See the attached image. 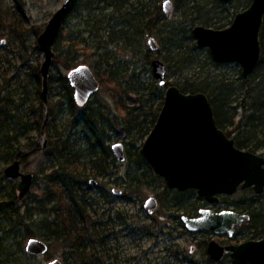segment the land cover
<instances>
[{
  "label": "rangeland",
  "instance_id": "obj_1",
  "mask_svg": "<svg viewBox=\"0 0 264 264\" xmlns=\"http://www.w3.org/2000/svg\"><path fill=\"white\" fill-rule=\"evenodd\" d=\"M164 1L155 0L161 6ZM171 1L173 4L171 17L167 18L163 12L164 17L158 20L157 26L161 31H167L172 26L186 27L192 33V27L182 24L183 11H177L175 0ZM187 1L181 0L180 4ZM64 2L65 0H0V94L11 95L16 100V104L20 105L19 113L24 116H21L23 122L28 124L27 130L30 129L32 132L31 138L26 139L22 136V142L27 146L30 144L29 147L38 144L40 146L44 144L45 147L47 144L45 129L38 133L36 129L34 130L36 126H32L37 118V113L34 112L37 105V75L40 76L42 83L40 67L45 59L44 52L39 48L38 38ZM251 2L252 0H233L224 3L219 0L209 6L208 14H201L196 25H203L201 23L206 20L208 25L204 26L209 28L229 27L236 14L247 9ZM193 13L197 14V12ZM123 21L122 14L119 15L116 8L104 2L76 0L72 6L54 48L55 56L49 74V76L54 75V89L52 92L48 89L47 92V104L58 100L63 103V110L61 109L56 120L59 128H64L68 123L71 109L70 101L68 104L66 93L60 85V79H67L70 71L81 65L89 66L96 75L95 63L99 61L101 55L110 56L123 71L124 85L133 90V98L139 95L140 98L145 99L150 94L153 84H159L153 76L150 62L161 59L165 64L167 63L164 59L165 46L163 48L160 42L161 35L136 32V24L130 25L132 29H129ZM263 28L264 23L262 31ZM124 30L125 36L122 32ZM97 33L99 36L96 35ZM151 38L155 39L156 49H152L149 44ZM193 41L196 43L194 37ZM195 56L198 67L196 66L192 73L197 77L209 75L216 79L224 77L240 82L248 80L254 73L244 78L241 64L215 62L208 47L198 46ZM69 58L72 59L70 66ZM188 73L181 76L179 72H175V68H170L167 70L166 81L172 83V86L178 85ZM259 75L264 77V63ZM96 94L90 101L97 100ZM101 95L110 102L113 101L105 91H102ZM47 104L44 106L46 107ZM135 108L143 110L144 107L136 105ZM46 115L47 112L45 117ZM237 115L239 120L241 113ZM117 142L122 141L115 136L109 144L112 146ZM29 147H25L28 154L21 168L24 173L33 174L34 181L29 193L23 199L18 197L19 180H8L3 176L4 169L12 162H0V205L8 208L11 201H16L14 208L19 209L24 217V224H21L17 218L6 219L5 216H0V264H48L56 259L64 264H69L71 259L72 264L74 262L69 254L68 244L54 235L49 226L42 227L43 221L52 220L54 215L39 213L36 209L42 206L41 196L44 188L47 187L46 178L54 167L43 154L31 153ZM136 152L134 151L132 158H128L125 162L118 161L113 155L110 159L111 172L106 176L90 178V182L83 185L88 196L96 200L95 207L101 213H105V220L109 221L113 231V241L107 248H110L111 254L117 255V258L112 256L106 260L101 257L102 264H190L183 259L185 255L197 263L205 264V253L210 240L215 239L226 246L239 244L250 234L249 229L243 228L246 223L237 228L238 239L229 238L227 235H216L209 231L193 233L186 230L181 217H197L199 210L203 208L216 212L223 210L241 212L251 199L262 207L264 193L256 194L252 188H239L233 195L220 196V202L215 204L201 198L196 190H192L194 193L191 195L184 192L177 194V190H166L155 180V172L148 168L150 165L138 161ZM257 153L262 154V151ZM138 176L145 181L149 180V185H141V193L132 194L127 187L130 186L129 182H133L135 186ZM151 197L158 202V207L152 213L145 208L147 200ZM52 206L53 203L46 205L45 208L50 209ZM196 206L198 209H195ZM25 225L32 227L37 234L34 237L48 243L49 251L45 255H31L27 258L23 254V251L26 252V243L29 239L25 237ZM178 248L182 252L177 256ZM221 262L232 264L230 253L216 264Z\"/></svg>",
  "mask_w": 264,
  "mask_h": 264
},
{
  "label": "trees",
  "instance_id": "obj_2",
  "mask_svg": "<svg viewBox=\"0 0 264 264\" xmlns=\"http://www.w3.org/2000/svg\"><path fill=\"white\" fill-rule=\"evenodd\" d=\"M95 1L116 8L119 15L122 14L123 22L129 29H132L130 25L136 24V32L161 35V46L163 48L165 46L166 50L164 59L167 62V70L175 68V72H179L181 76L189 72L178 85L174 86L184 93L206 94L213 106L218 127L228 137L234 139L236 146L253 153L262 151L264 155V77L259 75L264 63V28L260 34L263 55L261 54L258 67L248 80L238 82L224 77L216 79L209 75L197 77L192 73V70L198 67L195 56L198 46L193 41L192 33L189 28L177 26L161 31L157 22L164 17L163 9L155 0ZM180 2L181 0H175L176 10L183 11L182 24L194 28L201 14H208L209 6L219 0H188L182 4ZM193 12H197L198 15ZM201 24L208 25V21L204 20ZM124 31L122 32L125 36L126 31ZM96 35L99 36L98 33ZM71 61L72 59L69 58V66ZM95 67L101 89L96 94L97 100L90 101L84 107H79L75 103L68 79H60V85L66 93L68 104L70 101L71 108L68 123L64 128H59L56 124L57 117L63 110L62 101H51L46 107L44 106L41 96L43 81L41 83L40 76L37 75V105L34 108L37 118L32 126L35 125L34 130L41 133L47 112L45 147L44 144L29 147L30 144L27 146L22 142V136L26 139L31 138L32 132L30 129L27 130L28 124L23 122L24 116L19 113L20 105L16 104V100L11 95L0 94V162L11 163L20 160L24 163L28 154L25 147H29L31 153L43 154L51 161L54 169L49 171L46 178L47 187L44 188L41 196L42 206L36 209L39 213L54 215L52 220H44L42 227L49 226L54 235L68 244L69 254L74 262L72 264H102L101 257L107 260L114 256L111 254V249L107 248L113 241L110 223L105 220V213H101L95 207L96 200L88 196L83 185L90 182V178L106 176L111 172L110 159L113 153L109 142L115 136L125 143L127 159L132 158L134 151H137L138 161L149 165L141 149L163 107L164 91L173 85L169 82L165 86L153 84L150 94L145 99L140 98L139 95L133 98V90L124 85L123 71L110 56L101 55ZM53 78L54 75L49 76L48 89H51V92L55 83ZM102 91L108 93L113 101L105 99L101 95ZM136 105H142L143 110L135 108ZM237 113H241L239 120ZM82 146L85 148L82 149ZM148 168L152 170L150 166ZM155 180L166 190L168 189L163 178L156 175ZM136 181L135 186L133 182H129L130 186L127 187L132 194H140L141 185H149V180L145 181L140 176ZM176 193L181 194L180 191ZM185 193L191 195L194 192L187 190L184 191ZM15 202L11 201L8 208L0 205V216L3 215L6 219L17 218L21 224H24L20 210L14 208ZM52 203L50 209L45 208ZM261 205L262 207H259L251 199L240 212L249 214L251 218L243 227L249 229L250 234L241 240V243L264 238V202ZM195 209H198L197 206ZM25 226V237L36 238L34 236L37 234L32 227ZM238 235L239 231L236 229L232 239H238L236 238ZM181 252L178 248L177 256ZM23 254L27 258L31 257L25 251ZM205 256V264H216L209 258L208 253H205ZM114 257L117 258V255ZM183 259L190 264H200L192 258H187L186 255ZM70 260L69 264H71Z\"/></svg>",
  "mask_w": 264,
  "mask_h": 264
},
{
  "label": "water",
  "instance_id": "obj_3",
  "mask_svg": "<svg viewBox=\"0 0 264 264\" xmlns=\"http://www.w3.org/2000/svg\"><path fill=\"white\" fill-rule=\"evenodd\" d=\"M76 0H65L52 16L38 38L39 48L45 59L40 68L43 80L42 100L47 104L49 74L54 60V48L64 21ZM230 3L233 0H221ZM162 9L171 17L173 4L165 0ZM264 23V0H252L251 5L236 14L232 24L224 29L196 25L192 35L200 47H208L218 63H239L244 78L255 70L261 58L260 32ZM152 49L157 48L155 39H149ZM154 78L160 86L166 84L167 66L161 59L151 61ZM68 82L74 92L75 103L84 107L99 91L100 82L93 70L86 65L72 69ZM48 116L45 118L43 130ZM114 157L127 160L122 142L111 146ZM141 153L155 174L164 179L168 189L184 192L196 190L209 203L220 202V196L233 195L239 188H252L256 194L264 192V155L240 149L234 139L221 130L214 116L213 106L206 94L184 93L176 86L166 90L163 107L155 126L146 138ZM21 161L15 160L3 171L5 179H18L19 199L29 193L34 176L24 173ZM158 207L154 197L147 200L145 208L152 213ZM250 215L233 210L216 212L200 209L197 217H181L189 232L209 231L232 238L236 228L250 220ZM29 255H45L49 251L46 241L30 238L26 243ZM207 253L215 262L230 253L232 264H264V238L248 240L240 244L221 245L212 239ZM48 264H64L56 259Z\"/></svg>",
  "mask_w": 264,
  "mask_h": 264
},
{
  "label": "flooded vegetation",
  "instance_id": "obj_4",
  "mask_svg": "<svg viewBox=\"0 0 264 264\" xmlns=\"http://www.w3.org/2000/svg\"><path fill=\"white\" fill-rule=\"evenodd\" d=\"M262 30V29H261ZM260 34H261V32H260ZM260 41H261V38H260ZM261 54H262V48H261ZM209 243V242H208ZM208 245V244H207ZM222 245V244H221ZM229 245V244H228ZM223 246H225V245H223Z\"/></svg>",
  "mask_w": 264,
  "mask_h": 264
},
{
  "label": "bare ground",
  "instance_id": "obj_5",
  "mask_svg": "<svg viewBox=\"0 0 264 264\" xmlns=\"http://www.w3.org/2000/svg\"><path fill=\"white\" fill-rule=\"evenodd\" d=\"M166 76H167V75H166ZM166 83H167V81H166ZM165 85H166V84H165ZM165 85H164V86H165ZM171 86H172V85H171ZM169 87H170V86H169ZM169 87H168V88H169ZM168 88H167V89H168ZM152 170H153V169H152ZM156 175H157V174H156Z\"/></svg>",
  "mask_w": 264,
  "mask_h": 264
}]
</instances>
